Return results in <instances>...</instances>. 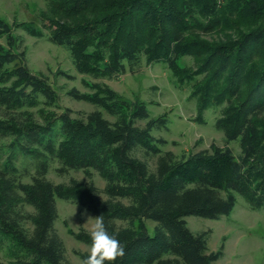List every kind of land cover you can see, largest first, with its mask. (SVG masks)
<instances>
[{
	"label": "trees",
	"instance_id": "obj_1",
	"mask_svg": "<svg viewBox=\"0 0 264 264\" xmlns=\"http://www.w3.org/2000/svg\"><path fill=\"white\" fill-rule=\"evenodd\" d=\"M50 2V39L69 50L80 73L136 71L142 56L176 69L180 57L192 56L193 73L202 74L194 83L200 109L225 101L217 125L225 142L238 140L240 153L215 143L181 157L163 151L158 143L165 139L151 130L165 126L166 117H150L145 103L128 102L108 85L67 91L96 106L81 116L68 107L58 111L56 90L48 76L30 70L24 49L0 48V137L11 139V154L35 159L29 174L11 154L0 164V252L8 257L0 254V264H71L55 227L56 197L103 215L125 245L114 264H216L223 245L209 249V231L193 232L185 217L228 215L236 193L264 207V0ZM0 26L8 29L1 19ZM213 31L224 37L204 38ZM49 160L57 161V172L82 170L87 180L52 181ZM92 171L105 180V197ZM146 220L154 221L151 232ZM72 233L91 244L83 228ZM79 255L83 261L89 251Z\"/></svg>",
	"mask_w": 264,
	"mask_h": 264
},
{
	"label": "rangeland",
	"instance_id": "obj_2",
	"mask_svg": "<svg viewBox=\"0 0 264 264\" xmlns=\"http://www.w3.org/2000/svg\"><path fill=\"white\" fill-rule=\"evenodd\" d=\"M51 6L50 0H0V19L8 26L7 30L0 28V48L14 52L24 49L25 61L30 70L48 76L56 90L58 111L68 107L71 109V116H81L96 106L73 98L67 91L76 88L80 92L93 93L97 85H108L128 102L145 103L150 117H166L165 126L151 130L155 137L165 139L164 143H158L163 151L170 150L176 157H181L191 151L209 148L211 143H215L228 144L235 155L240 153L238 140L225 142L223 131L217 125L223 115L225 101L219 104L207 102L200 109L198 94L194 93V83L202 74L193 73L197 66L192 56L180 57L176 69L170 68L164 61L147 63L142 56L136 71L127 68L124 73L112 77L80 73L73 65L69 50L50 39L47 16ZM240 8L239 2L238 9ZM219 37H224L221 31L204 35L209 41ZM180 77L187 78L180 81ZM104 116L110 120L115 119V116L106 112ZM10 141L9 137H0V164L4 163L3 158L11 154ZM11 155L19 170L23 171L26 167L27 174L34 171L33 157L19 150ZM154 159H149L151 167ZM49 163L47 177L54 182L68 183L71 178L87 180L82 170L70 169L59 173L55 170L57 161L49 160ZM92 179L99 196L105 197V180L96 171H92ZM23 180H29V176L25 175ZM235 195V205L228 215L218 219L188 215L185 217L187 226L193 232L209 231V249L215 250L223 245V253L216 264H264V207L254 208L243 194ZM56 206L58 217L55 227L64 241L66 257L71 264H81L79 252L89 251L90 245L77 239L72 231L79 232L83 228L90 232L95 216L82 205L62 197H56ZM153 225L154 221L146 220L149 232ZM0 254L7 261L8 257L2 252Z\"/></svg>",
	"mask_w": 264,
	"mask_h": 264
},
{
	"label": "clouds",
	"instance_id": "obj_3",
	"mask_svg": "<svg viewBox=\"0 0 264 264\" xmlns=\"http://www.w3.org/2000/svg\"><path fill=\"white\" fill-rule=\"evenodd\" d=\"M89 219L92 218L89 217ZM94 221L89 232L91 238L89 255L81 264H105V262L114 264L118 258L126 255L125 245L115 234L109 233L103 215L95 217Z\"/></svg>",
	"mask_w": 264,
	"mask_h": 264
}]
</instances>
